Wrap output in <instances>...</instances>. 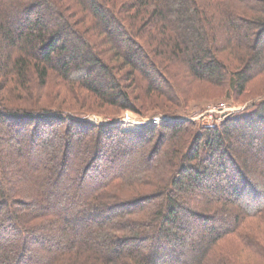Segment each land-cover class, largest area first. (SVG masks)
<instances>
[{"label": "trees", "instance_id": "obj_1", "mask_svg": "<svg viewBox=\"0 0 264 264\" xmlns=\"http://www.w3.org/2000/svg\"><path fill=\"white\" fill-rule=\"evenodd\" d=\"M263 75L264 0H0V264H264V101L177 112Z\"/></svg>", "mask_w": 264, "mask_h": 264}, {"label": "rangeland", "instance_id": "obj_2", "mask_svg": "<svg viewBox=\"0 0 264 264\" xmlns=\"http://www.w3.org/2000/svg\"><path fill=\"white\" fill-rule=\"evenodd\" d=\"M101 78L104 80L105 84H108L109 80L107 78L105 77H101ZM173 81L175 83L179 82L181 84L182 79L180 77L179 78L174 77ZM52 85L53 87L49 89L51 91L47 93L50 95L46 94L45 99L51 100L53 102L61 97L59 96L58 88L54 84ZM193 86H195V88ZM213 87L218 88L217 90L220 91L214 94L213 93L214 91L212 90ZM12 89L13 88L5 91L4 93H6L7 96L11 97L10 93L12 92L13 94L14 92V90ZM182 90H181V96L185 100L186 113H183L182 109L181 110L175 109V110H177V112L181 111L180 114L183 116L186 115L184 119L187 120L190 119L192 121H196L204 128H212L217 125L219 126L223 121L229 118L230 115L232 114L237 115L240 113H244L246 111H250L253 109L252 105L264 101V75L255 79L253 83L250 84L249 90L253 91L252 92L253 95H246L245 97L238 96L237 93H234L233 90L229 88V85L216 87V86H211L208 83H204V82L203 84L194 82L192 84V88L188 87L187 85H183ZM37 93H40V91L38 90ZM198 97L201 100L195 99ZM170 101L172 100L159 99L156 102H152V103H155L156 106H160V104L162 103L172 105ZM149 105L147 107H149ZM155 112H163V111L158 110ZM94 114L95 115H87L86 117L85 116L83 117L85 120H88L91 123L103 124V125H124L126 127L125 129L129 127L133 129H141L143 127H146L145 125L147 124H152L157 121L159 122L166 120L168 121L172 119L170 117L161 114L152 117H144L130 111L119 112L118 115H116V117H109V116L106 117L103 115H99V113H94ZM226 159H229V157H226ZM244 162L246 161L244 160ZM246 163H247L245 164L247 167L246 169L250 171L252 165L248 164V162Z\"/></svg>", "mask_w": 264, "mask_h": 264}, {"label": "built area", "instance_id": "obj_3", "mask_svg": "<svg viewBox=\"0 0 264 264\" xmlns=\"http://www.w3.org/2000/svg\"><path fill=\"white\" fill-rule=\"evenodd\" d=\"M169 121H171V120H169ZM162 121H157V122H154V123H152V124H155V123H161ZM148 125H150V124H147V125H145V126H148Z\"/></svg>", "mask_w": 264, "mask_h": 264}]
</instances>
